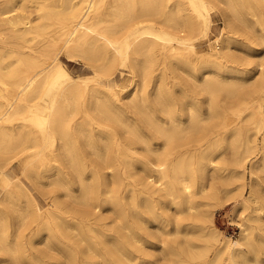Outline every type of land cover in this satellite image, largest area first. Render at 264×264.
Returning <instances> with one entry per match:
<instances>
[{"label":"bare ground","instance_id":"bare-ground-1","mask_svg":"<svg viewBox=\"0 0 264 264\" xmlns=\"http://www.w3.org/2000/svg\"><path fill=\"white\" fill-rule=\"evenodd\" d=\"M215 11L224 30L199 55ZM119 67L129 92L98 83ZM14 161L52 202L0 179V264H264V0H0V171ZM235 191L251 213L221 243L212 203ZM29 230L47 249L32 259Z\"/></svg>","mask_w":264,"mask_h":264},{"label":"rangeland","instance_id":"rangeland-1","mask_svg":"<svg viewBox=\"0 0 264 264\" xmlns=\"http://www.w3.org/2000/svg\"><path fill=\"white\" fill-rule=\"evenodd\" d=\"M211 20L213 22V24L209 28L211 31L208 30V31H210V32H208V34L199 37L195 41L196 50L199 53V55H203L206 52H210L211 49L214 48L215 44L219 42L217 40V38L221 36V34L224 30V26H225L224 18H223L220 11H215L211 15ZM252 32H253L252 30L244 27L242 24H240V23L237 24V36L243 40H246L248 38H250V39L252 38V40L254 39L253 42L255 41L254 43H256V44L258 43L259 44L258 47L260 48V50H262L263 47L260 45V41L257 38H255L256 36ZM260 52H263V51H260ZM236 53L235 54H236L237 60H240V59L243 60L244 57L246 58V55L243 52L236 51ZM242 55H244V56H242ZM60 57H61L60 59H62L61 61L66 65V67L70 71L71 76L73 78L78 79L81 77L95 76V69H93V67L91 65H89L88 63H86L85 61L80 60V59H79L80 61L78 59L74 60V61H69L66 57H64V55H61ZM167 62L168 61L165 60L161 64L158 65L156 71L154 72V76H153L154 78H152V82L148 86L149 89L153 90L154 88H156V86L158 84L157 83V78H158L157 76H159L164 70H166V67L169 64V62L168 63ZM174 69L177 73H180L182 71L179 68H174ZM168 72L170 73V70H168ZM183 74L184 73L182 71V73H180V75L182 77H185V76H183ZM97 80H98V83L100 85H103V86H113V87L119 86V88L124 92H129L134 87V77H132V75H131L130 68H126V67H119L113 75L100 73L98 75ZM92 87H93L92 85H87L85 87V89H86V91H89L92 89ZM258 144H259V148H258L259 154L256 157H251L249 159V161L247 162V165H246L245 192H246V190L250 189V187H251L250 172H249V169L251 168V162L254 161L255 159H257V157L260 156V153L262 151L260 141L258 142ZM229 152L230 151H228L227 154ZM228 155H229V157L227 158V162H229V160L231 159L232 153L230 152V154H228ZM18 177H20L22 182H24V184L32 191L35 199L37 200L38 206L40 208L45 209V208L50 206L49 204L52 202V200L47 195L48 193L46 191V188L42 187V188H40L41 190H38L34 185H32L31 182H29V180L24 175H22V165H21L20 161H14L12 163V165L9 166L5 171H3V172L0 171V179L3 178V179L14 180ZM216 179L214 180L215 186H217V187L220 186V189H222L221 185H220L222 182L221 179H219V177H216ZM256 179H257V182L259 180L262 182V184H264V179L259 174L256 176ZM2 193H3V190H2V187L0 186V196L2 195ZM235 195H236V191H235V194L232 193V194L226 195V196L223 195V192H222V195H220V197L217 200L218 202L213 200L214 203H212L213 204L212 206L214 207V208H212V210L214 211V218H213L214 226H215V229L217 230V232L220 234L221 243L226 242V241H229V242L233 241L234 242V241L238 240L241 236V227L239 226V224L242 223L243 219L246 220V217H248L251 213V208H249L248 210H243L242 212L240 211V209L241 210L243 209L242 203H243L244 198L238 197L235 199V198H233ZM221 196H223L224 198ZM215 202L218 204H215ZM215 205H217V206H215ZM14 230H15V226L13 225L12 227H10V232H13L12 234H15ZM31 231L29 230V231L23 232L24 236H25V237H23L24 238L23 239L24 240V250L27 251L26 254L29 256V258L30 257L34 258L39 254L37 252V249L38 250L39 249L44 250V249H46L45 248L46 245H44V244H43L44 246L41 245V243L38 242V240H37L38 238L35 237L36 235H34V234H33L34 236L32 235L33 230H31ZM31 238H33V239H31ZM29 240L31 242H33V241L34 242L29 244ZM158 240H161V237H159ZM33 245L35 246V248H33ZM149 246L150 245H148V247ZM28 247H29V249H28ZM154 247H156L157 249ZM159 249H161V244L157 243L156 246L148 248V249H146V251L148 253H152V254H159ZM155 250H157V251H155ZM1 257L2 256H0V258ZM32 258H30V259H32ZM44 260H46V259H44Z\"/></svg>","mask_w":264,"mask_h":264}]
</instances>
